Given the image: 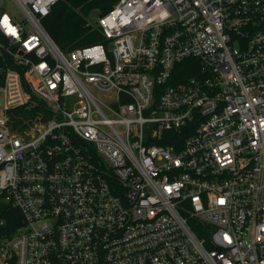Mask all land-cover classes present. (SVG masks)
<instances>
[{
    "label": "built area",
    "instance_id": "built-area-1",
    "mask_svg": "<svg viewBox=\"0 0 264 264\" xmlns=\"http://www.w3.org/2000/svg\"><path fill=\"white\" fill-rule=\"evenodd\" d=\"M56 1L0 0V264H264V0H116L67 52Z\"/></svg>",
    "mask_w": 264,
    "mask_h": 264
},
{
    "label": "trees",
    "instance_id": "trees-1",
    "mask_svg": "<svg viewBox=\"0 0 264 264\" xmlns=\"http://www.w3.org/2000/svg\"><path fill=\"white\" fill-rule=\"evenodd\" d=\"M115 2L116 0H57L50 12L42 19V24L52 40L64 52L75 47L105 42L98 28L90 26L87 17L91 13H96L98 16L105 15ZM192 61L194 60L187 59L180 64L183 66L181 76L195 74L186 66ZM194 63L198 66V62ZM1 80L0 75V82ZM13 117L26 122L33 120L35 123L43 119L39 115L37 103L15 113ZM12 124L17 126L23 123L20 120H12ZM0 220H3V223H0V237H3L13 232L20 224L21 214L15 207L0 201Z\"/></svg>",
    "mask_w": 264,
    "mask_h": 264
},
{
    "label": "rangeland",
    "instance_id": "rangeland-1",
    "mask_svg": "<svg viewBox=\"0 0 264 264\" xmlns=\"http://www.w3.org/2000/svg\"><path fill=\"white\" fill-rule=\"evenodd\" d=\"M8 8L11 11H17L16 10V6L14 5L13 2L9 1L8 3ZM88 23L90 24V26L97 28L98 27V15L96 13H91L88 17H87ZM97 96L100 98H103V95L100 93H97Z\"/></svg>",
    "mask_w": 264,
    "mask_h": 264
},
{
    "label": "bare ground",
    "instance_id": "bare-ground-1",
    "mask_svg": "<svg viewBox=\"0 0 264 264\" xmlns=\"http://www.w3.org/2000/svg\"><path fill=\"white\" fill-rule=\"evenodd\" d=\"M36 123H37V122H36ZM36 123H35V124H36Z\"/></svg>",
    "mask_w": 264,
    "mask_h": 264
}]
</instances>
